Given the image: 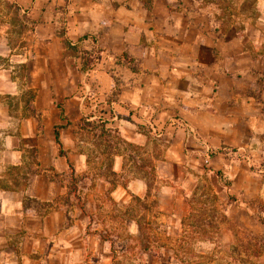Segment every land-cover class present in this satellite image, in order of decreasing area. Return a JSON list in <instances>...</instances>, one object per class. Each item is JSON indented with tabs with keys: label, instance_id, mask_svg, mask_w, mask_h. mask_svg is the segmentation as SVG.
Instances as JSON below:
<instances>
[{
	"label": "crops",
	"instance_id": "obj_1",
	"mask_svg": "<svg viewBox=\"0 0 264 264\" xmlns=\"http://www.w3.org/2000/svg\"><path fill=\"white\" fill-rule=\"evenodd\" d=\"M218 1L16 0L29 35L0 38V264H112L93 223L104 200L144 199L148 175L180 215L197 172L264 199V0L253 17L233 0L240 37ZM97 120L119 145L78 137Z\"/></svg>",
	"mask_w": 264,
	"mask_h": 264
},
{
	"label": "rangeland",
	"instance_id": "obj_2",
	"mask_svg": "<svg viewBox=\"0 0 264 264\" xmlns=\"http://www.w3.org/2000/svg\"><path fill=\"white\" fill-rule=\"evenodd\" d=\"M218 3L203 2L213 9ZM259 3L248 0L247 9L252 17L253 8ZM230 6L233 0H220V8L226 13H215V20L229 37L234 33L228 31L233 24L237 27L236 36H243ZM27 20L16 0H0V38L9 39L13 50L19 51L29 35ZM82 45L78 50L85 54L86 45ZM257 48L258 53L264 54V46H256L255 51ZM79 128L82 131L78 137H114V143L120 144L119 132L107 129L103 120L81 121ZM101 146L99 149L105 147ZM196 177L197 188L187 197L188 213L184 209L182 215L159 202L158 192L152 191L151 175L144 199L133 196L122 209L113 199L103 201L108 221L98 220L93 228L105 237L113 254L112 264H264V199L258 197L245 203L242 199L240 203L225 192L222 186L226 184L218 181L216 175L197 172Z\"/></svg>",
	"mask_w": 264,
	"mask_h": 264
},
{
	"label": "trees",
	"instance_id": "obj_3",
	"mask_svg": "<svg viewBox=\"0 0 264 264\" xmlns=\"http://www.w3.org/2000/svg\"><path fill=\"white\" fill-rule=\"evenodd\" d=\"M88 63H89V62H87V61H86V64L83 63V67H82L83 71H85V70L87 69V64H88ZM55 137L57 138V142H58V144L60 145V155H61V156H65L64 152L62 151L61 144H60V142H59V132H58V131H55ZM71 168H72V167H71ZM263 223H264V221H263Z\"/></svg>",
	"mask_w": 264,
	"mask_h": 264
}]
</instances>
